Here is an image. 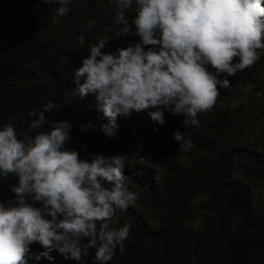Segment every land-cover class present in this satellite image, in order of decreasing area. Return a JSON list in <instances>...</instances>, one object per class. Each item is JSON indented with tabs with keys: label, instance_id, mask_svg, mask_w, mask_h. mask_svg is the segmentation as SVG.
<instances>
[{
	"label": "clouds",
	"instance_id": "9594fccd",
	"mask_svg": "<svg viewBox=\"0 0 264 264\" xmlns=\"http://www.w3.org/2000/svg\"><path fill=\"white\" fill-rule=\"evenodd\" d=\"M72 2L38 0L35 7L59 5L50 8L59 24ZM110 2L117 6L114 34L138 35L140 40L110 52L109 39L100 38L89 46L90 55L74 69L68 84L75 96L90 100L107 118L99 125L107 144L126 129L118 116H130L133 110H149L152 121L160 124L167 110L183 115L185 125L199 126V114L213 108L221 88L230 87L228 77L252 66L260 58L258 49H264V0ZM8 36V30L0 29V46L14 58L17 43ZM78 39L83 43L85 36ZM147 45L157 47L145 50ZM34 51L39 53L38 66ZM50 51L36 45L27 55L32 67L16 63L18 71L44 70ZM53 55L50 68H55ZM235 57L238 62H233ZM8 106L20 110L13 101ZM56 108L50 100L30 110L33 119L22 135L11 120L0 125V180L17 178L11 186L14 197L0 201V264L79 262L90 249H95L96 261L107 264L129 236L131 221L114 226L116 209L135 206L138 198L125 182L134 177L123 171L126 155L92 153L91 162L84 160L81 151L86 150L67 147L71 138L75 141L79 122L46 116ZM95 128L92 121L80 124L81 131ZM174 139L189 146L179 129ZM226 152L236 154V148Z\"/></svg>",
	"mask_w": 264,
	"mask_h": 264
},
{
	"label": "rangeland",
	"instance_id": "374dc122",
	"mask_svg": "<svg viewBox=\"0 0 264 264\" xmlns=\"http://www.w3.org/2000/svg\"><path fill=\"white\" fill-rule=\"evenodd\" d=\"M37 3L38 0H0V29L4 32L8 30V40L17 43V48L14 49V60L20 65L26 63L27 55L36 45L40 44L54 53L56 69H62V74L65 72L73 74L74 69L81 66L82 59L90 55L89 46L98 42L100 38L109 39L107 48H111L110 52L140 40L138 35L126 34L117 37L114 34L112 26L117 6L110 0H73L69 5L70 12L67 16L59 18L61 20L59 24L54 22V13L50 11V8H56L59 5H43L37 10L35 7ZM128 18L129 20L132 18L130 12ZM80 35L85 36L83 43L78 39ZM144 47L147 50L149 47L157 46ZM238 60L239 58L235 57L233 62H238ZM63 65L65 67H60ZM209 70L214 69L209 66ZM228 79L230 87L220 89L213 108L199 114V126L185 125L183 122L186 118L183 115L182 118H178L177 114L167 110L165 111V123H158L159 128L153 127L150 122H143L142 128L145 127L150 131L143 139L144 151L128 152L124 143L119 141L107 144L102 139L98 143L93 141L89 143L80 127L75 130V141L71 138L67 147L77 150L78 153L80 149L89 152L81 151L83 159L89 162L92 160V153H103L106 156L125 154L126 166L123 171L134 175L132 182L138 180L150 186L151 191L155 190L153 196L156 197V202L159 197L158 202L150 206H145L143 203L140 205L149 223L156 229L168 223L171 218L170 209L180 193V186L175 181L169 183L165 167L161 164L170 153L177 152L187 174L190 175L191 202L188 205L186 221L194 228L203 230L205 223L208 225L215 223L219 216L229 217L224 207L227 191L218 188L215 183L207 179L209 170L219 165L220 157L224 156L225 151L229 149H243L252 146L258 153L264 154V58L258 59L252 66L238 71L235 76L228 77ZM151 110L155 111V108ZM141 111L144 115L149 110ZM10 120L15 126L16 122L10 116L4 124ZM16 120L21 124L20 127H15L16 131L20 135L26 133L23 117L18 116ZM88 121L90 119L81 121L78 125ZM191 126L192 129L196 127L200 131L207 129L214 133L217 140L222 143V147L213 148L210 153L207 146L199 149L187 136L186 130H189ZM155 128L168 133L179 129L185 135L183 143L189 146L184 147L175 139H170L161 145L158 144L157 139H153L151 135L155 133ZM160 146L167 147V150L160 153L163 151ZM232 156L233 165L236 168L235 179L245 185L239 189L247 190L248 195H251L253 199L255 210L264 214V176L260 177L261 179L250 175L245 176L237 154H232ZM16 183L17 178L12 176L0 180V201H7L14 197L11 186ZM147 196L145 194L144 198Z\"/></svg>",
	"mask_w": 264,
	"mask_h": 264
},
{
	"label": "trees",
	"instance_id": "16d2710c",
	"mask_svg": "<svg viewBox=\"0 0 264 264\" xmlns=\"http://www.w3.org/2000/svg\"><path fill=\"white\" fill-rule=\"evenodd\" d=\"M130 14L132 15L131 11ZM5 49L8 48L0 46V125L10 116L15 120V126L20 127L21 124L16 119L22 116L28 131L33 119L28 115L29 111L42 107L51 100L57 104V108L51 113H46V116L50 115L57 120L68 119L72 123L83 121L80 119H90L96 128L83 131L86 140L89 143L92 141L98 143V138H104L99 125L107 123V118L100 114L102 112L90 100L73 94V87L71 84L68 85L72 79H70L71 72L62 74V69L50 68L48 58L52 56V51L47 54L45 69L36 72L30 68L29 71L34 73L31 74L20 73L13 56L7 54ZM258 52L259 59H263L264 49H258ZM33 54L35 65L38 66L36 57L39 53L34 51ZM32 65L33 61H30L28 65L25 64V68ZM11 101L18 105L21 111L9 107L8 103ZM177 117L182 118V115L177 114ZM117 122L126 129L119 128L118 132L120 130L122 132L116 136L117 139L111 140L122 141L128 152L145 150L143 139L150 131L145 127L142 128L143 122H150L153 127L159 123L152 121L147 112L143 115L142 111L134 110L130 116H118ZM186 132L190 141L199 149L207 146L210 153L213 148L222 147V143L214 138V133L207 129L200 131L196 127L192 129L191 126ZM174 133L156 129L151 135L159 144L173 140ZM160 148L163 150L160 153L167 150V147ZM236 154L245 176L250 175L256 179L264 176V154L258 153L252 146L236 149ZM233 161V156L225 151L224 156L220 157L219 165L209 170L207 175L209 181L227 191L224 207L229 217L219 216L217 222L209 225L205 223L203 230L194 228L186 221L188 205L191 202L190 175L187 174L177 152L170 153L161 163L162 167H165L169 183L177 182L180 193L170 209V220L160 229L154 228L149 223L140 207L142 203L150 206L156 202V197L153 196L155 190L151 191L150 186L138 180L132 182V175L128 176L129 179L125 178L129 189L138 193L137 203L135 206L130 204L126 210L117 208L114 217L117 223L114 226L119 227L131 221L132 227L124 242L123 250L117 246L113 259L107 264H264V214L255 210L248 191L239 189L245 185L235 179L236 168ZM145 194L148 195L146 198H144ZM40 264L47 263L42 261ZM64 264H100V262L95 260V249H90L89 254L81 261H64Z\"/></svg>",
	"mask_w": 264,
	"mask_h": 264
}]
</instances>
